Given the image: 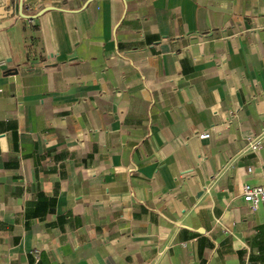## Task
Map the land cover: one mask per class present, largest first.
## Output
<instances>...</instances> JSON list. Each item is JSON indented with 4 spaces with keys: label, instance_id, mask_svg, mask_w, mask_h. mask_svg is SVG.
<instances>
[{
    "label": "crops",
    "instance_id": "crops-1",
    "mask_svg": "<svg viewBox=\"0 0 264 264\" xmlns=\"http://www.w3.org/2000/svg\"><path fill=\"white\" fill-rule=\"evenodd\" d=\"M20 4L0 0V264H264L242 195L264 184V0Z\"/></svg>",
    "mask_w": 264,
    "mask_h": 264
},
{
    "label": "built area",
    "instance_id": "built-area-1",
    "mask_svg": "<svg viewBox=\"0 0 264 264\" xmlns=\"http://www.w3.org/2000/svg\"><path fill=\"white\" fill-rule=\"evenodd\" d=\"M18 19L22 17L20 15H16ZM210 137L209 133H204L201 135L202 139H208ZM248 151L253 153H257L260 149V143L257 142H250L248 143ZM251 171V170H250ZM243 198L245 202H247L253 211L258 210L259 206L264 203V184L262 185H252L246 184L243 187L242 191Z\"/></svg>",
    "mask_w": 264,
    "mask_h": 264
},
{
    "label": "water",
    "instance_id": "water-1",
    "mask_svg": "<svg viewBox=\"0 0 264 264\" xmlns=\"http://www.w3.org/2000/svg\"><path fill=\"white\" fill-rule=\"evenodd\" d=\"M51 8H45L44 10H42L38 15H43L46 11H49ZM19 14L22 18L25 19H31L34 18L32 16H28L24 13V7H23V0H21V4H20V10H19Z\"/></svg>",
    "mask_w": 264,
    "mask_h": 264
}]
</instances>
